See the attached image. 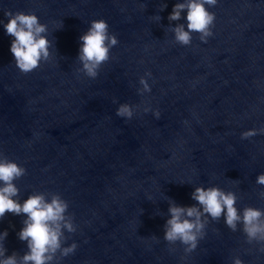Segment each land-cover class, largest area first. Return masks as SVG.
<instances>
[{
	"label": "water",
	"instance_id": "water-1",
	"mask_svg": "<svg viewBox=\"0 0 264 264\" xmlns=\"http://www.w3.org/2000/svg\"><path fill=\"white\" fill-rule=\"evenodd\" d=\"M178 2L0 0V151L27 169L14 181L20 194L13 199L59 193L68 201L77 232L65 233L64 246L78 248L59 264H234L236 257L264 264L260 245L223 218L209 223L190 255L163 238L169 198L193 206L197 187L235 192L241 211L264 210V186L256 183L264 134L241 139L264 129V0L206 6L216 17L213 36L203 43L193 33L190 46L177 44L171 30H187V12L168 19ZM9 11L35 14L48 26L52 58L28 75L10 51ZM101 19L119 44L92 80L77 72V57L80 37ZM146 72L151 93L141 96ZM125 103L136 109L132 120L116 115ZM25 219H0L8 256L28 250L18 238Z\"/></svg>",
	"mask_w": 264,
	"mask_h": 264
},
{
	"label": "clouds",
	"instance_id": "clouds-1",
	"mask_svg": "<svg viewBox=\"0 0 264 264\" xmlns=\"http://www.w3.org/2000/svg\"><path fill=\"white\" fill-rule=\"evenodd\" d=\"M217 3L218 0H183L176 3L168 19L170 22L180 21L181 14L187 12V30L184 24L173 27L171 30L175 42L182 46H190L192 34L197 33L201 42L207 43L208 38L213 36L211 29L216 19L208 7H215ZM166 7L167 4H164L160 11ZM5 15L8 22L4 24V28L6 33L14 38L10 51L18 70L28 75L42 63L49 62L52 58L50 52L52 43L47 38L48 26L40 23L35 14L9 11ZM156 19L161 20V17L157 16ZM80 41L77 60L81 66L77 72L95 80L102 66L111 59V49L119 44V40L115 34L110 33L108 23L101 19L91 22L88 31L80 37ZM151 76V72H146L140 78L139 83L142 87L137 90L139 95L151 93V86L148 83ZM113 103L118 101L113 99ZM151 111L150 107L144 108L145 113ZM135 114L136 109L127 103L120 104L116 111L118 117L126 120H132ZM154 115L159 119V110H156ZM258 134H264V129L245 131L241 134V139L248 140ZM26 174V168L9 160L0 151V219H3L6 213L27 217L23 220L24 227L18 233V238L26 242L28 249L22 256L15 252L11 256L6 255L4 242L8 232L4 231L0 234V264H59V260L75 254L78 248L75 242L70 246H64L70 238L65 233L77 232L75 216L69 213L70 205L59 193H34L22 204L18 199H13L20 194L14 181ZM256 183L264 186V173L257 177ZM259 196L264 199V191L260 192ZM191 198L196 204L187 207L179 206L169 198L170 218L164 225L163 238L172 246L170 250L175 251V246L179 244L183 246L186 256L190 255L198 248L200 241L205 239L209 223L218 222L223 218L232 232L242 231L249 245H260L259 250L264 252V210L245 207L241 211L236 206L239 200L236 193L226 192L216 186L207 189L197 187ZM239 225H242V228H239ZM234 264H243V261L236 257Z\"/></svg>",
	"mask_w": 264,
	"mask_h": 264
}]
</instances>
